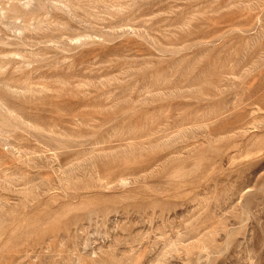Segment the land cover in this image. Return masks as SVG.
<instances>
[{
    "label": "rangeland",
    "instance_id": "rangeland-1",
    "mask_svg": "<svg viewBox=\"0 0 264 264\" xmlns=\"http://www.w3.org/2000/svg\"><path fill=\"white\" fill-rule=\"evenodd\" d=\"M0 264H264V0H0Z\"/></svg>",
    "mask_w": 264,
    "mask_h": 264
}]
</instances>
